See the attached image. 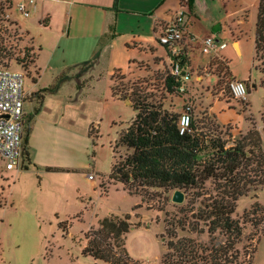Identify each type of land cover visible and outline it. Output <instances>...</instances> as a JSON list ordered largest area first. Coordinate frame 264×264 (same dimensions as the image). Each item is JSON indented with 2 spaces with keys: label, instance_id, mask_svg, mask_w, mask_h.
Instances as JSON below:
<instances>
[{
  "label": "rangeland",
  "instance_id": "rangeland-1",
  "mask_svg": "<svg viewBox=\"0 0 264 264\" xmlns=\"http://www.w3.org/2000/svg\"><path fill=\"white\" fill-rule=\"evenodd\" d=\"M235 5L233 2L229 8L234 10ZM12 7L11 0H0V31L8 37L23 62L16 63L13 58L4 61L11 69L24 74V105L34 118L37 113L34 107L38 103L29 100V92L34 86L36 90L40 89L37 87H47L50 79L42 74L38 85H33L38 78V70L31 57L35 51L30 50L27 56L24 55V47L33 46L18 29L14 16L22 30L29 28L33 31L31 25L36 20L33 14L24 17ZM203 22L201 18L199 25ZM254 22L253 14L251 18L234 15L227 19L223 24L224 30L230 26L228 32L236 36L233 38L228 34L221 37L218 51L225 58L221 59L228 62L231 76L240 80L250 79L247 81L249 106L232 96L228 87L231 76L224 78L222 93L215 90L216 76L209 69L204 70L202 65L218 56L204 54L194 48L190 52L194 72L188 70L184 93L167 101L173 110L181 112L185 105L199 119L214 117L219 128L231 138L244 132L251 124L262 129L264 74L252 66ZM33 32L37 34L36 29ZM235 38L240 40L241 53L232 45ZM257 63L264 68V61ZM139 68L141 70L127 73L124 81H136L148 75L152 77L156 71L142 62ZM98 73H93V77L83 83L80 76L70 77L56 94L46 96L40 120L28 136L32 165L23 169L25 162L22 161L20 172L8 170L0 173V264H107L83 254L82 249L84 234L110 213H129L133 222L141 221L139 226L126 233L127 252L131 258L144 264H159L167 250L165 241L171 236L165 233L167 223L189 219L192 212L185 208L186 194L183 202L175 203L171 200L173 191L170 190L129 194L121 184L108 182L106 176L113 162V142L120 128L131 120L134 111L130 103L112 97L110 77L105 72L97 76ZM195 75H201L203 80L199 82ZM115 80H119V76H115ZM225 101L234 109H227ZM211 108L217 110L220 119L227 116L231 120H217ZM28 120H25L24 132L30 123ZM40 125L44 127L40 128ZM89 130L92 131L91 136L88 135ZM123 153V148H118L115 158L119 159ZM46 165L62 167L63 170L47 171ZM88 173L94 174L95 178L89 179ZM101 181L103 186L99 185ZM255 201L264 211V186L240 197L232 216L242 219L243 211ZM262 217L256 228L248 222L243 225L242 237L235 246V257L231 258L235 260L232 264H264V213ZM175 228L177 238L191 237L206 248L210 247V240H222L221 236H208L203 225L198 226L203 232ZM253 246L254 251L248 256L247 249Z\"/></svg>",
  "mask_w": 264,
  "mask_h": 264
},
{
  "label": "trees",
  "instance_id": "trees-1",
  "mask_svg": "<svg viewBox=\"0 0 264 264\" xmlns=\"http://www.w3.org/2000/svg\"><path fill=\"white\" fill-rule=\"evenodd\" d=\"M185 2L191 6L192 0ZM254 28L252 66L264 74V68L257 63L264 61V0H257ZM14 50L8 37L0 31V62L7 65L4 59L13 58L16 63H22L23 59ZM30 50L33 48L24 47V55L27 56ZM31 57L34 62L35 53ZM179 57L180 74H172L170 67L165 66L153 71L152 77L124 81L126 75L120 69L115 70L111 95L117 100L128 99L134 114L120 128L113 142V162L106 178L108 182L121 184L129 194L178 189L188 195L185 208L192 213L189 219L167 223L165 233L171 236L165 241L167 250L159 264H232L243 225L248 222L256 228L263 219L264 211L257 201L243 211L242 219L234 218L232 214L240 197L264 186V119L261 130L251 124L231 138L219 128L214 117L199 119L185 105L181 112L173 110L167 101L184 93L185 90L179 91V87L185 82L182 76L189 63L184 49H180ZM207 69L217 78L215 90L222 93L224 78L231 76L228 62L212 57ZM115 76H119V80H115ZM248 80L244 82L249 92ZM54 88L55 84H50L39 91ZM37 111L34 109L35 113ZM182 112L190 115L189 125L183 130L179 124ZM28 122L22 137L23 169L32 164L28 146L31 119ZM91 133L89 130L88 135ZM118 148H123L124 153L116 159ZM44 168L47 171L63 170L58 166ZM99 185L103 186L102 181ZM140 224L141 221L133 222L129 213H110L84 234L82 253L107 264H144L131 258L125 247L126 233ZM200 225L206 227L208 236H221L222 240H210V247L206 248L191 237H176L175 227L203 232L198 228ZM254 248L247 249L248 256Z\"/></svg>",
  "mask_w": 264,
  "mask_h": 264
},
{
  "label": "crops",
  "instance_id": "crops-1",
  "mask_svg": "<svg viewBox=\"0 0 264 264\" xmlns=\"http://www.w3.org/2000/svg\"><path fill=\"white\" fill-rule=\"evenodd\" d=\"M11 1L14 6V2L18 0ZM233 2H236L234 10L229 8ZM180 8L185 13L186 29L179 47L184 49L189 58L187 70L191 72L193 70L190 52L196 48L204 53L202 38L212 35L217 42L216 51L204 54L213 53L212 56L224 58L218 53L221 37L229 34L234 38L236 35L228 32L230 26H227L228 30L225 31L223 24L234 15L251 18L253 14L255 21L257 0H192L191 6L185 0H36L28 17L33 14L36 22H32L31 27L33 31L37 30V34L29 28L22 30L14 16L17 27L31 40V46L35 51L33 63L38 70V78L33 85H38L42 74L49 77L48 85L55 84L51 91L42 92L36 90L34 86L29 92V100H36L38 103L33 106L34 109H38L34 118L26 109V104L24 105V118L31 119L30 131L40 120L46 96L56 94L70 77L80 76L83 83L93 77V73L99 71L105 72L112 81L115 70L120 69L121 73L126 75L134 69L141 70L139 68L141 62L154 69L170 67L169 51L157 42V36ZM219 9L223 10L222 13ZM201 18L204 24L199 25ZM232 45L241 53L239 38L233 39ZM208 61L209 59L202 65L204 70L207 69ZM195 78L199 82L203 80L201 75H195ZM249 94L247 91L248 106ZM226 105L227 109H234L228 102ZM212 112L221 122L231 120L227 116L220 119L217 110ZM8 170L20 172L22 168L0 167L2 174Z\"/></svg>",
  "mask_w": 264,
  "mask_h": 264
},
{
  "label": "built area",
  "instance_id": "built-area-1",
  "mask_svg": "<svg viewBox=\"0 0 264 264\" xmlns=\"http://www.w3.org/2000/svg\"><path fill=\"white\" fill-rule=\"evenodd\" d=\"M36 4V0H18L14 6L19 14L28 17ZM185 13L179 9L174 16L167 21L157 40L166 45L171 57L170 71L172 74H180L181 69L179 44L185 33ZM217 50V42L212 35L202 38V51L211 53ZM182 78H189L186 69ZM24 74L21 71L11 69L0 62V164L5 169H20L22 163V137L24 132ZM229 90L234 99L242 102L247 100V87L244 80L231 78L228 82ZM184 83L179 91H184ZM190 115L182 112L179 119L181 130L188 127ZM89 179H94L92 173H88Z\"/></svg>",
  "mask_w": 264,
  "mask_h": 264
},
{
  "label": "water",
  "instance_id": "water-1",
  "mask_svg": "<svg viewBox=\"0 0 264 264\" xmlns=\"http://www.w3.org/2000/svg\"><path fill=\"white\" fill-rule=\"evenodd\" d=\"M125 102L130 103V101L128 99ZM184 198H185L184 192L181 190H178V189L174 190L172 195H171V200L175 203L183 202Z\"/></svg>",
  "mask_w": 264,
  "mask_h": 264
}]
</instances>
